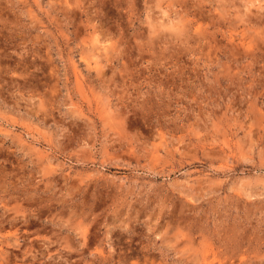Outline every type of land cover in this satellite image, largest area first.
Masks as SVG:
<instances>
[{"label":"rangeland","instance_id":"rangeland-1","mask_svg":"<svg viewBox=\"0 0 264 264\" xmlns=\"http://www.w3.org/2000/svg\"><path fill=\"white\" fill-rule=\"evenodd\" d=\"M0 264H264V0H0Z\"/></svg>","mask_w":264,"mask_h":264},{"label":"bare ground","instance_id":"bare-ground-1","mask_svg":"<svg viewBox=\"0 0 264 264\" xmlns=\"http://www.w3.org/2000/svg\"><path fill=\"white\" fill-rule=\"evenodd\" d=\"M140 253V252H139ZM148 254V253H147ZM151 255V254H150Z\"/></svg>","mask_w":264,"mask_h":264}]
</instances>
